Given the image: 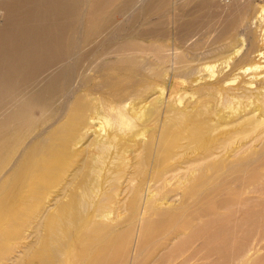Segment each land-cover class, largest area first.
I'll return each instance as SVG.
<instances>
[{
  "label": "bare ground",
  "instance_id": "6f19581e",
  "mask_svg": "<svg viewBox=\"0 0 264 264\" xmlns=\"http://www.w3.org/2000/svg\"><path fill=\"white\" fill-rule=\"evenodd\" d=\"M133 3L0 0V247L35 221L32 244L2 264H264V62L239 69L254 72L247 86L218 77L196 92L213 103L175 108L161 125L166 89L149 108L156 84L141 83L165 78L164 66L177 79L198 72L162 44L163 15L136 30ZM201 33H187L195 50ZM97 125L96 152L61 196L47 194Z\"/></svg>",
  "mask_w": 264,
  "mask_h": 264
},
{
  "label": "rangeland",
  "instance_id": "374dc122",
  "mask_svg": "<svg viewBox=\"0 0 264 264\" xmlns=\"http://www.w3.org/2000/svg\"><path fill=\"white\" fill-rule=\"evenodd\" d=\"M160 1L162 0H134L132 10V16L134 18L133 25L135 26L137 31H141L143 29H152L158 21V15H163L162 20L164 18V20H166L167 22L164 26L165 35L167 36L164 37V42L162 44L164 46H170L173 49L183 51L186 54V58L182 61L180 66L189 64L191 66V69L186 68V71H184L185 73L190 72L192 69H196L198 72L196 75L177 79L174 73L169 70L170 67L164 66L162 68V73L168 75H166V79L161 78L152 81V78L149 77L146 82L141 83V85L144 83L142 88L146 85H157L153 86L154 90H150L151 92L149 91L148 96L144 98L146 99V101L142 104V106L147 105L146 107L149 108V105H153V103L156 102L160 97L159 90L161 86H164L163 88L166 89L163 98L165 103L161 106L163 111H161L162 125L165 119L174 118L175 112L173 111V109L175 110V108L176 110L178 107L182 110L188 108L189 112L193 108L194 111L199 109V107L202 108L201 106H203V104L206 105V103H213L211 98L206 97L204 100L202 99V97H200L202 95H199L196 92H198L200 88H205L207 86L209 87L210 85L222 86V83L221 85H219L215 84L214 82V80L218 79V77L228 78L226 89H230L231 91L236 90L239 87H243L246 83L249 84L251 82V75L252 73H254H251V68H253L254 71L256 70V66H258V63L259 66H263L264 64V0H168V5L166 6V8L158 5ZM0 22L3 23V20H1ZM227 24H231V27L229 29H226ZM195 27L201 29L202 32L200 36H197L198 40H201V48L199 50L193 49V43L196 40L192 36L187 35V33L191 32ZM184 30H186V34ZM229 30L231 32H229ZM225 32L227 34H224ZM259 52H262V58L261 56L260 58H258L260 54ZM205 67H209V69H206ZM239 69H242L243 72ZM247 69H251V71L248 72L247 75H245L246 78H243V75L241 76L240 74L241 72L243 74ZM168 70L169 73L166 72ZM212 72L215 73V78L213 79L210 78ZM261 74L263 73L261 72ZM201 78H204L206 80H204L203 82H198ZM231 80L233 83H229V81L231 82ZM134 81L136 84L139 81L141 82V79L139 78V80L137 81V79L135 78L133 82ZM254 85L258 88L264 86L263 83L260 84L258 81L256 82V80ZM138 86L140 87V85H137L135 87L136 91H139ZM199 98H201V100H198ZM135 100L136 99L133 98L132 102H134ZM182 100L183 103H180ZM225 105V103H222L220 104V107H218V111L221 116H224V112L226 110ZM167 110H171L172 112L167 113ZM225 116H230L229 112ZM194 117H196V115H192L191 117H189V119H191L190 122H193ZM208 117L204 114V116H202L203 119L201 118V121H205ZM189 119L186 118V120ZM192 124L193 123H191V126ZM99 127L100 125H97V127L93 128L90 131V139H88L89 137H86V139H84L85 141L83 140L76 146V148L73 150L74 158L72 159V167L70 166L69 169H67L68 171L62 181H59L57 184H53L50 187V190L49 192H47V194L51 195L54 198L59 197L62 195V190L67 185L74 182V171L78 170L83 165V162L87 159V156L89 154L91 155V153L96 152L94 150V144L91 141H93L95 136L98 135ZM106 129L107 131H109L110 127L106 126ZM186 142L187 141H184L182 142V144H186ZM255 149L256 148H253V151ZM88 158L90 160L89 156ZM100 166L96 169V173H101V180H103L107 169L102 165ZM99 174L96 175V179ZM43 201H45L44 198ZM34 222L35 221L32 217H26L23 221L17 222L16 225L12 227V231H10V233L12 235L11 237H13L14 240H10L9 242L7 241L3 245H1L0 254L2 252L3 253L1 254L2 256L0 255V264L3 263L1 262L2 259H4L5 255H7L8 253L10 254L9 256H11L13 255V253L22 251L32 244L33 240H31V238H28V236L33 232L32 227L35 224ZM6 223L7 220H5V217H0V231L1 228L6 225ZM20 229L22 230V232ZM23 231H25V233ZM9 250L11 251V253L9 252Z\"/></svg>",
  "mask_w": 264,
  "mask_h": 264
}]
</instances>
